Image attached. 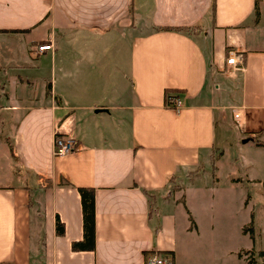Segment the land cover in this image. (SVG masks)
Masks as SVG:
<instances>
[{
	"label": "crops",
	"instance_id": "1",
	"mask_svg": "<svg viewBox=\"0 0 264 264\" xmlns=\"http://www.w3.org/2000/svg\"><path fill=\"white\" fill-rule=\"evenodd\" d=\"M262 2L0 0V264H264Z\"/></svg>",
	"mask_w": 264,
	"mask_h": 264
},
{
	"label": "built area",
	"instance_id": "2",
	"mask_svg": "<svg viewBox=\"0 0 264 264\" xmlns=\"http://www.w3.org/2000/svg\"><path fill=\"white\" fill-rule=\"evenodd\" d=\"M48 45H39L38 49L47 48ZM241 57L238 54L233 52H229L228 55L224 59V63L226 65V69L235 70L241 67ZM171 103H173L174 107L178 109L180 107V100L177 98L171 99ZM75 148V145L70 138H65L63 136H55L54 138V147L53 153L56 155H62ZM144 264H170L169 261L164 258H159L156 255H149L146 257ZM253 264V263H249Z\"/></svg>",
	"mask_w": 264,
	"mask_h": 264
},
{
	"label": "trees",
	"instance_id": "3",
	"mask_svg": "<svg viewBox=\"0 0 264 264\" xmlns=\"http://www.w3.org/2000/svg\"><path fill=\"white\" fill-rule=\"evenodd\" d=\"M255 14L257 13L256 7L254 8ZM171 96V95H170ZM79 192L82 218L84 226V236L81 241L72 243L73 248L90 249L93 246V188L91 187H77ZM258 254H264V251H258Z\"/></svg>",
	"mask_w": 264,
	"mask_h": 264
},
{
	"label": "rangeland",
	"instance_id": "4",
	"mask_svg": "<svg viewBox=\"0 0 264 264\" xmlns=\"http://www.w3.org/2000/svg\"><path fill=\"white\" fill-rule=\"evenodd\" d=\"M262 1H263V0H261V2H262ZM262 3H264V2H262ZM263 18H264V17H263ZM244 254H245L247 257H249V254H250V253L247 252V253H244Z\"/></svg>",
	"mask_w": 264,
	"mask_h": 264
}]
</instances>
